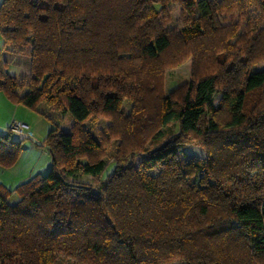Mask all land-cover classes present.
Returning <instances> with one entry per match:
<instances>
[{
  "label": "trees",
  "instance_id": "16d2710c",
  "mask_svg": "<svg viewBox=\"0 0 264 264\" xmlns=\"http://www.w3.org/2000/svg\"><path fill=\"white\" fill-rule=\"evenodd\" d=\"M173 2L194 15L179 30L163 27ZM251 5L264 16V0L0 2L3 45L30 59L20 94L0 51V90L73 121L48 130L39 146L50 170L18 184L16 203L0 184V264H264V69H251L264 58V23L247 24L245 39L230 45V26L214 20L225 10L245 18ZM173 44L201 47L194 66L205 73L162 95L147 80ZM93 113L111 118L108 134L120 139L109 170L107 138L82 125ZM23 142L0 132V167L17 162ZM189 144L204 157H184ZM172 163L166 179L139 169Z\"/></svg>",
  "mask_w": 264,
  "mask_h": 264
},
{
  "label": "rangeland",
  "instance_id": "374dc122",
  "mask_svg": "<svg viewBox=\"0 0 264 264\" xmlns=\"http://www.w3.org/2000/svg\"><path fill=\"white\" fill-rule=\"evenodd\" d=\"M246 11L248 14L246 15L245 18H242L240 16L239 11L237 10H233V11L225 10L222 13L214 14V20L218 25H220L221 27L230 26V28H228V32L225 34V36L227 37L226 40L228 44L235 45V43L240 38L242 40L245 39L243 34L247 30L246 28L244 29L245 26L247 27V24L253 25L255 22H258L260 24L264 23V16H262L252 5L249 6L246 9ZM192 17H194V15L189 12L183 11L179 3L177 2L169 3L166 7V15H165L166 19L165 21L162 20L163 27L166 29H176V30L182 29L183 27L188 26L191 23ZM234 26H236V28ZM231 28H235V29L231 31ZM247 35L250 36L251 34L248 32ZM6 48H8V50L12 52L13 55H19L18 57L20 58V60L28 58L27 59L28 64L26 65V69L25 71L22 72L23 77L20 78L21 82L26 83V86H28L30 79L29 56L22 51L15 50L11 46H6ZM201 49H202L201 47L195 48V46L192 47L190 45H187V48H185V47H181V45L178 46L177 44H173L171 50L161 60V62L165 63L162 65L161 73L157 76L150 77L148 80H147L148 76L145 77L142 83H146V80L150 85H154L158 83L160 87V93L162 95H166L172 90L179 88V86L181 87L183 84L187 83L194 75L196 76L202 75L204 72L203 68L196 69V67L194 66V64L196 65L197 62L195 59V54L197 53L198 50L202 52ZM216 50L217 52H219L220 49L217 48ZM205 61L206 60L198 61L199 62L198 64H200L203 67L208 66L209 68L210 67L212 68V64L205 63ZM251 69L252 70L264 69V58L257 60L251 66ZM220 94L221 93L218 91L214 93L212 98V104L214 106L218 104L220 99ZM131 101L132 100L129 97H126L124 99L122 103V109L124 114L128 113V110L131 105ZM38 106L39 109L42 110V112H46L47 116H43L41 114L36 113L34 116L31 115L29 117L30 121L28 122L30 124H28V127H30V130L32 132V138L34 140L39 141V143L42 142L48 130L53 126V123L59 124L60 128L63 130H69L73 121L67 113H62L59 110H55L43 102L39 103ZM17 120L18 119H12L11 121H17ZM112 123H113L112 119L109 118L108 116L98 115L95 113L90 115V117L82 123L86 131H88L96 138H99L101 134L103 135L104 138H107L108 143L103 146L104 158L108 165L106 167L107 170L111 168L112 160L120 145L119 138L111 137L108 134V127ZM172 127L176 129L175 125H173ZM7 129L8 131H11V134H14V137H17L15 135L18 134H16L15 131L11 130L9 126L7 127ZM28 135H30V132ZM29 143H30L29 139H25L23 142V146H25V148L22 151L29 153V154H25V157L27 159L29 158V161L25 162V164L22 166V169L26 170L28 168L27 170H30L34 168L33 172H35L36 170L35 173H38L42 176L46 175L50 170V156L46 152H43L42 147L40 148L38 146H31L32 149L37 151V153H35L36 155H34L33 153H31V150H28ZM146 146L148 148H151L152 142L148 141ZM183 156L186 157L187 159H201L204 157V151L197 144H189L185 146ZM132 163L134 165H137V160H134ZM139 169L140 171H143L147 175L161 174V177L165 179L168 178L169 175H173L177 172V167H175L174 163L169 165L162 164L151 169H144L143 167H139ZM202 178H203V183L211 189V184H212L211 178L205 174L204 175L202 174ZM77 180L91 182L92 178L88 174H78ZM10 201L12 202L11 199ZM62 264H73V263L71 261H65Z\"/></svg>",
  "mask_w": 264,
  "mask_h": 264
},
{
  "label": "crops",
  "instance_id": "0c3cea01",
  "mask_svg": "<svg viewBox=\"0 0 264 264\" xmlns=\"http://www.w3.org/2000/svg\"><path fill=\"white\" fill-rule=\"evenodd\" d=\"M1 1L2 0H0V2ZM0 51H1L2 59L6 61L7 63L6 68H5L6 71L9 74L15 76L17 78L18 84L20 85L17 91L20 94H24L27 90V86H26V83L21 82L20 78L23 77L22 72L25 71L26 69V65L28 64L27 63L28 58L20 60V58L18 57L19 55H13V53L10 52L8 48H6V46L3 45L1 36H0ZM36 113L38 114L44 113L45 115L43 116H47L46 112H42V110L39 109L38 105L36 106V110H31L21 104L13 103L0 90V132L1 133H6L8 131L7 127L9 126V123L12 119L22 120V122L24 121L25 123L30 124L28 122L30 121L29 117L31 115L34 116ZM29 130H30V127H29ZM15 136L17 137H14V134H12V137L16 139H22V138L24 140L29 139L30 143H29L28 150H31V153L36 155L35 153H37V151L32 149L31 146L40 147L39 144L41 142L39 143V141H36L32 138L31 130H30V135L28 136L27 135H21V136L15 135ZM24 148L25 146H23V150ZM43 152H45L44 149H43ZM25 154H29V153L22 151L17 162L12 167L10 168L0 167V184L4 186L6 189L11 191L10 195L7 197V201L10 204L16 203L20 198L17 192L14 190L15 187L18 184L31 178L33 175L37 174L35 173L36 170L35 172H33L34 168L30 170H27L28 168L26 170L22 169V166L25 164V162L29 161V158L27 159L25 157ZM10 199L12 200V202L10 201Z\"/></svg>",
  "mask_w": 264,
  "mask_h": 264
},
{
  "label": "built area",
  "instance_id": "2783aa9c",
  "mask_svg": "<svg viewBox=\"0 0 264 264\" xmlns=\"http://www.w3.org/2000/svg\"><path fill=\"white\" fill-rule=\"evenodd\" d=\"M9 127L18 135H28L30 132L28 124L19 120L11 121Z\"/></svg>",
  "mask_w": 264,
  "mask_h": 264
}]
</instances>
